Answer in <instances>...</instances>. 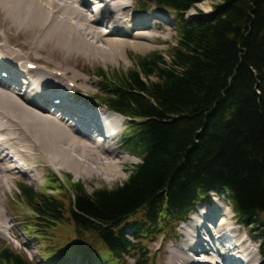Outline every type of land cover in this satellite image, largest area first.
Wrapping results in <instances>:
<instances>
[{
	"label": "trees",
	"instance_id": "1",
	"mask_svg": "<svg viewBox=\"0 0 264 264\" xmlns=\"http://www.w3.org/2000/svg\"><path fill=\"white\" fill-rule=\"evenodd\" d=\"M206 1L151 0L175 19L168 62L153 53L131 58L127 72L97 70L93 99L129 120L122 150L140 163L123 184L91 194L70 177L64 186L50 175L53 196L20 185L30 235L69 223L91 261L151 264L148 243L226 191L264 255V0H220L204 20L196 7ZM0 264L29 263L5 248Z\"/></svg>",
	"mask_w": 264,
	"mask_h": 264
},
{
	"label": "bare ground",
	"instance_id": "2",
	"mask_svg": "<svg viewBox=\"0 0 264 264\" xmlns=\"http://www.w3.org/2000/svg\"><path fill=\"white\" fill-rule=\"evenodd\" d=\"M68 1L63 0L64 4H59L58 0H0V9L4 8L6 21L17 25L16 31L25 29L26 32H33L38 25V30L42 26L46 27L37 45L46 50L48 54L53 53L50 50L55 47L62 50L65 57L71 54L79 56L83 54L85 58L99 57L106 61H109L113 55L115 58L121 57L119 54L124 53L123 47H132L136 50L147 48V45L142 42H134L137 38L129 37V32L125 30L126 27L132 28L131 30H141L147 28L144 25L148 23H153L150 28L160 24L158 20L135 19L132 16V11L126 10V7H132L134 0H126L123 3L121 0H73L84 4L89 18L76 6L69 4L71 2ZM92 3H96L98 6L94 8L93 12L95 13L91 17L93 13L89 11V5ZM101 10L105 11L108 16H101ZM71 17H73V22ZM48 19L51 20L50 25ZM75 19L77 22L74 23ZM89 20L94 26L88 23ZM123 22L126 23V26H122ZM99 25L106 26L105 30L100 31ZM10 26L13 27V25ZM37 29L35 32L38 31ZM100 34L107 39V49L99 48L89 40L99 39ZM150 41L155 42L154 39ZM6 42H8L6 36L1 34L0 73L7 72L10 79L9 82L0 79V190L3 191L8 187L6 194L0 195V221L2 227L8 230V221L4 219L5 214L4 210L1 209V201L10 193L9 186L16 181L19 174L28 178H35L36 168L39 165L36 164L34 167L33 163L38 157L54 166L59 173L65 169L63 167L64 162L73 163L76 168L77 165L82 166V162L74 154L72 155L69 149L58 147L56 144L58 139L64 146L80 148L76 153L86 157L88 161L92 158L89 156L87 147L102 156L106 157L108 153L118 158L119 156L114 153V148L124 119L115 114L108 113V115L101 112L94 114V120L90 121L89 126H87L89 129L87 133H85L86 130L81 131V125L87 118L86 115L91 112H85L86 115H84L81 110L75 107L74 103H67L66 100H69V96L66 97V94L69 90L65 87L68 92L61 91L59 93L60 91H57L59 85L54 88L56 82L52 80L55 79L52 73L58 71L48 72L46 69L38 68L35 73H32V75L34 74L33 77L26 75L21 69L24 67V63L30 62L29 60L33 57L20 49L7 47ZM23 73L26 76L19 79ZM62 75L64 76V74ZM60 84L63 86V83L60 82ZM17 90L22 91V93ZM45 96L49 98H45ZM54 100L61 101L59 105H55L58 112H62L68 117L77 116L78 121L75 119L73 120L76 122L75 124L68 125L61 117L47 113L49 106L56 104ZM51 111L53 110L51 109ZM44 112L48 115H45ZM11 118L15 119L10 120ZM8 121L15 124V131L19 133L14 131V127ZM62 125L65 126L64 129ZM65 129L72 132L73 135L75 134L82 141L72 139L69 134L65 133ZM105 131L106 134L103 138L98 137L96 140L93 136V133H105ZM13 132H15L14 135ZM85 142L88 146L83 145ZM43 147L45 150L49 151L52 148L54 153H60L61 158L63 157V163L54 162ZM27 158L29 160L25 161ZM31 159L32 162H30ZM125 162L121 164L120 172H123ZM107 168L109 167L107 166ZM109 172L112 176L119 175L114 165H111ZM6 182H9L8 186ZM216 208L218 207L210 210L201 209L200 212L193 215L191 221L180 228L179 241L172 250L164 252L167 262L172 253L179 252V254L172 255L170 264H175L174 261H182V264H264L261 255L258 254L259 251H256L252 234L247 230L242 231L239 221L230 216L226 209L220 207L221 211H216ZM217 212L226 213L228 218H223V215L215 218L214 228L212 217H215ZM204 222L210 223L213 229L210 232L213 234L206 232L207 227L203 225ZM199 229L204 234L202 238ZM214 229L221 231L216 233ZM203 239H206L207 243ZM212 244H215L214 247H211ZM189 253L194 256H188ZM200 256L205 257L203 261L197 259Z\"/></svg>",
	"mask_w": 264,
	"mask_h": 264
},
{
	"label": "rangeland",
	"instance_id": "3",
	"mask_svg": "<svg viewBox=\"0 0 264 264\" xmlns=\"http://www.w3.org/2000/svg\"><path fill=\"white\" fill-rule=\"evenodd\" d=\"M54 1V0H53ZM68 1V0H65ZM126 0H121V3H123ZM68 2H71L69 4H72V6H76L84 15H87L89 18L90 16L87 14L86 8L84 7V4L81 2H74L73 0H70ZM147 3L148 4V12L155 9V7L150 3L148 0H134V6L139 3ZM58 3H63V0H58ZM219 4L218 0H209L206 2H203L197 6V9L202 13V17L204 19H209L212 13L214 12V7ZM93 9V7H91ZM5 10L4 8L0 9V35L4 34L6 36V39L8 42L5 43L7 47H13L22 50L24 53H29L33 58L29 60L33 64L39 65L40 67L44 66L46 67L47 71L52 72L53 70H56L58 72H54L58 76L54 77L55 79L49 78L48 76H45L49 79H52L54 82H56V86L59 85V89L57 91L62 92H68L66 94V97L69 96V99H75L78 101V103H81L86 108H89L92 112H105V109L103 108H95L96 103L91 99L93 95L96 94L97 88H96V81L93 78V75L97 72L98 69H103L106 71H112V70H123L128 71L131 70L134 66V63L132 59L134 57H145L150 54L156 53L160 54L162 57L165 58V61L168 62V51L169 49L174 46L175 44V38H176V27L175 23L171 18H166L165 15L160 14L157 11H153L152 13L156 16L158 22L160 25L153 26V28H150V25H153V23L145 24L144 26H147L145 29H135L131 30L132 28L126 27L129 32V37L137 38L134 40V42H142L143 44L147 45V48L142 50H136L132 47H123L121 54H119L121 57H116L113 55L109 61L97 58H85V56L82 55H68L64 56V52L60 50L59 48H51V54H48L46 50H43L37 45L40 41L41 34L46 30V27L42 26L38 30L36 28L32 32H26L24 30L16 31L17 25L15 23H11L10 21L5 20L6 13L4 14ZM90 14V13H89ZM93 14H91L92 17ZM125 16V13H124ZM168 16V15H167ZM170 16V15H169ZM142 17V16H139ZM146 16H143V18ZM197 17V12L190 11L186 15V20L188 23H191V21L195 20ZM123 19V18H122ZM49 25L51 23V20L48 19ZM71 21L73 22V17H71ZM153 21V20H152ZM8 22V23H7ZM77 22V20H74V23ZM88 23L92 26H94L91 23V20L88 21ZM10 25H13L11 27ZM122 26H126V23L123 22ZM10 27V28H9ZM100 31H104L106 26L99 25ZM132 27V26H130ZM36 29L38 30L37 32ZM105 33V32H104ZM30 35V36H29ZM29 36V37H28ZM99 39H89L93 44L98 46L102 49H107L106 44V37L102 34L99 35ZM98 38V37H97ZM154 39V43H152L150 40ZM70 40V38H69ZM113 58V59H112ZM132 58V59H131ZM48 67V68H47ZM62 75L61 78L59 75ZM32 75V74H28ZM34 75V74H33ZM32 75V77H33ZM63 83V86L62 84ZM75 86V88L71 87ZM66 89H65V88ZM74 96V97H73ZM45 98H49L48 96H45ZM54 111H48L47 113L52 114ZM45 113V112H44ZM60 113L62 116L61 112ZM56 113H53L55 115ZM45 115H48L45 113ZM59 115V116H60ZM57 116V117H59ZM66 116V115H65ZM64 118V117H61ZM15 118H11L10 120H14ZM64 120H70L69 118H64ZM9 122V121H8ZM12 122V121H11ZM9 122L13 127L15 131V124L13 122ZM60 123V122H59ZM61 124V123H60ZM63 129L65 126H63ZM127 127V120L124 122V125L121 126V134L116 139V146L114 153L119 156L116 158L115 155H109L107 153V156H102L98 154L97 152L93 151L90 147L88 149L89 156L92 158V160L88 161L86 160V157L79 155L76 153L80 148L75 147H67L64 146L62 142L57 141V145L60 148L63 149H69L71 154L75 155L80 162H82V166H78L77 168L73 165V163H68L62 161L61 154L60 153H54L55 151L52 150V148L48 151L43 149L45 152L52 158L54 162L63 163V169L60 173L58 172V176L61 178H64L70 176L72 182L79 183L82 186L85 187L87 192L91 194L94 190L107 188L111 189L116 186H119L123 184L127 177L130 169L137 165L140 161L136 158H132L128 156L123 150H122V138L125 133ZM19 129V128H18ZM24 129V128H23ZM25 130V129H24ZM16 132V131H15ZM15 132L12 134L14 135ZM19 133V132H16ZM65 133L69 134L71 138H75L74 140L82 141L80 140L75 134L73 135L72 132L65 129ZM20 135L23 136L22 133ZM96 135V134H94ZM80 143V142H79ZM82 144V143H81ZM87 143L85 142V144ZM39 146V145H38ZM88 146V145H87ZM53 151V152H52ZM15 158V157H14ZM117 159V161H115ZM127 159V161H126ZM29 160L27 158L25 161ZM126 161V162H125ZM32 162V159L31 161ZM125 162V165L123 167V172H120L122 167L121 164ZM38 164V168H36V177L35 178H27L22 175H18L16 181H14L9 187H10V193L7 194L1 201L2 208L4 210L5 214V220L8 221V230L4 229L2 227V223L0 221V250H2L4 247H9L13 252L19 254L23 258H25L29 264H103L99 262V258L101 256H96V261L93 262L91 259L93 258V254L91 253V250H85V246L80 243V240L77 238V235L74 233V227L69 223H63L58 224L56 227L46 230L45 234L39 235L36 233H31L30 236H26V233L21 232V221L24 219L22 216L25 215L26 219L29 215L27 207L23 204H20L17 200V189L16 185L21 182H25L32 186L36 191H39L41 187L45 184V178L48 175V168L49 164H44L40 157L37 158L36 162L33 163L34 167ZM73 165V166H72ZM111 165L116 166L117 172L119 175L112 176L110 174ZM107 166L109 168H107ZM109 170V171H108ZM10 182V181H9ZM6 182V185L8 186V183ZM1 188V187H0ZM8 191V187L1 191L0 195L6 194ZM219 194H213L212 198L214 196L213 201L209 202L207 205H200L198 206L196 212H200L201 209L204 210H210L215 207L216 211H221V208L219 206L222 205V208L226 209L229 212L230 216L235 217L230 210L229 205L227 204L226 196H217ZM211 198V200H212ZM1 215V213H0ZM15 215H17L19 218H17ZM223 215V216H222ZM218 216L227 217L226 213H220L217 212L215 214V217H211L214 221L212 226L215 228V222ZM193 217V216H192ZM216 218V219H215ZM226 218V219H227ZM236 218V217H235ZM1 219V216H0ZM237 219V218H236ZM11 220V221H10ZM218 222V221H217ZM186 224L182 225L181 227L185 226ZM203 225L207 227V231L209 234H213L210 232L212 229V226L210 223L204 222ZM228 226V225H227ZM226 226V227H227ZM180 227V228H181ZM242 231L244 230L242 226ZM179 228V235L180 233ZM245 228V227H244ZM213 230V229H212ZM248 232H250V228L246 229ZM221 231V230H220ZM220 231H216L214 229V232L219 233ZM199 234H201V238L204 237V234L199 229ZM255 242L256 251H259V241L255 234L251 233ZM199 240V237H197ZM205 243H207L206 239H203ZM174 243H169L168 245L160 246V241L156 242L155 244L148 243V247L150 251H152V254L154 256L155 253V264H170V261L172 259L173 254H179V252H174L171 254L168 262L166 255H164L165 251H169L173 249ZM215 244H212L211 247H214ZM240 246V243H239ZM261 249V248H260ZM86 254V257H85ZM260 254V253H258ZM188 256L193 257V254H188ZM262 257V256H261ZM204 256L197 257L198 260H204ZM264 261V258H261ZM175 264L179 263L182 264V261H174ZM128 264H132V260L129 259ZM112 264V263H107Z\"/></svg>",
	"mask_w": 264,
	"mask_h": 264
}]
</instances>
